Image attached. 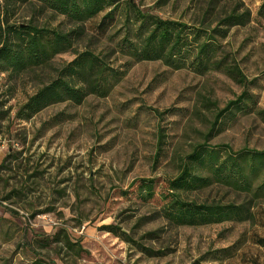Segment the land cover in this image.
<instances>
[{"label": "rangeland", "instance_id": "1", "mask_svg": "<svg viewBox=\"0 0 264 264\" xmlns=\"http://www.w3.org/2000/svg\"><path fill=\"white\" fill-rule=\"evenodd\" d=\"M129 1L120 0L103 22L109 8L82 24L33 1L10 4V25L82 34L51 66L0 70V264H264V157L250 162L247 153L264 152V17L258 13L264 0H131L143 12L207 31L231 12H249L244 25H221L226 35L215 34V51L208 50L223 65L237 66L244 84L199 63L195 49L179 69L132 59L124 37L129 21L135 38L139 21ZM84 50L122 72L110 93L52 104L23 119L28 98ZM197 149L206 159L204 166L194 163L197 172L215 179L184 197L242 206L244 219L176 226L158 202L125 193L140 178L176 177ZM231 155L237 167L250 164L249 185L216 179L214 165L226 164L225 178Z\"/></svg>", "mask_w": 264, "mask_h": 264}, {"label": "trees", "instance_id": "2", "mask_svg": "<svg viewBox=\"0 0 264 264\" xmlns=\"http://www.w3.org/2000/svg\"><path fill=\"white\" fill-rule=\"evenodd\" d=\"M29 1L39 3L42 8L82 24L109 8L102 18L103 22L112 16L120 0H5V4L0 1V15L3 14L0 21L3 22V28L0 27L2 37L0 46L1 71L20 74L51 66L53 57L73 48L75 41L82 34L79 30L65 32L58 28L39 27L36 24L10 25L8 23L10 4ZM128 6L134 8L135 19L139 21V25L133 40L129 35V21L127 22V37H124L126 46L123 48L127 49L135 61L158 60L167 66L179 69L185 66V54L195 49V57L199 63L206 61L210 68L224 70L238 83L244 84L246 82L245 76L237 66L223 65L222 61H218L208 54V50H212V44L217 45L215 34L226 35L227 28H223L221 25H244L250 19L249 12L241 14L231 12L222 18L219 25L214 27L212 31H207L200 27L189 26L184 22L164 19L143 12L131 0L128 2ZM258 13L264 17V2H262ZM100 25L102 28L104 23ZM79 29L81 30V28ZM138 32L140 33L139 36ZM200 36L202 39H199ZM192 41L196 42L195 48ZM121 75L122 72L110 65L103 56L91 50L79 52L73 60L57 68L54 78L28 98L22 107L21 117L28 119L42 109L56 103L70 101L80 104L89 95L106 96L120 80ZM242 99L243 97H240L236 101L229 102L220 111L217 118L229 110L231 106L240 103ZM201 151L197 149L190 156L191 162L184 163L176 177L165 179L159 177L140 178L135 180L125 193H130L144 202H158L164 217L176 226L203 225L232 219H244L246 214L242 206L199 203L184 197L185 194L210 185L215 179L197 172L199 168L194 166V163L200 167L206 163ZM247 153L250 155V162H253L256 157H264V152L247 151ZM232 155L236 157L237 154ZM232 155L229 158L231 163L228 165L230 170L225 178L221 174L225 170L226 164L223 162L213 163L215 164L213 170L216 179L225 182L233 178L235 185H241V182H246L249 185L251 182L248 180L249 176L245 170L250 164L246 167H237L236 158ZM233 168H237V171L233 172ZM259 185V189L264 188V180ZM248 188L246 187V189ZM122 234L126 235L123 231ZM142 249L150 251L148 248L142 247Z\"/></svg>", "mask_w": 264, "mask_h": 264}]
</instances>
